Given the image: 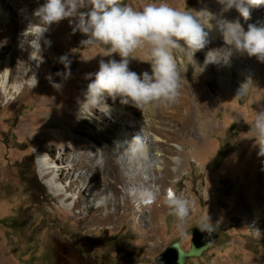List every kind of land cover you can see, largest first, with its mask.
Instances as JSON below:
<instances>
[{"label":"rangeland","instance_id":"obj_1","mask_svg":"<svg viewBox=\"0 0 264 264\" xmlns=\"http://www.w3.org/2000/svg\"><path fill=\"white\" fill-rule=\"evenodd\" d=\"M23 1H9L14 14L5 12L7 21L0 27V34L9 32L11 26L28 18L25 8L14 5V2ZM134 1L90 0L87 9L94 17H100L96 24L83 29L85 35H75L73 30L60 26L53 45L50 39L37 33L29 47L33 46L30 50H36L37 54L44 48L32 64L34 70L35 65L41 64L40 81L37 85H26L23 94L7 105H3L6 98L0 95V258L11 264H157V257L184 236L182 247L188 251L192 229L211 227L218 238L212 247L200 257L189 259L187 264H264V202L257 200L262 180L255 172L246 176L250 165L256 170L259 163L256 154L248 155L245 160L241 158L250 148L247 137L264 124V73L253 79L247 102L240 101L246 97V92H234L237 100L227 98L223 107L209 108L211 123L205 143L201 144L195 136L190 137L184 129L183 122L191 113L188 98L181 100L174 110L179 118L172 122L164 120L160 137L175 135L172 146L179 150L182 164L162 190L158 204H154L149 193L140 194L138 190L134 199L128 200L130 207L126 214L123 210L114 213V206L106 208L103 205L106 196L111 198L110 192L92 197L88 204L80 199V205L74 206L75 198L65 202L47 187L46 180L50 176L46 168L55 167V163H60L64 169L72 167L75 172L85 169L83 162L72 161L70 149L67 151L69 160L50 159L56 153L53 152L55 147L50 146L53 142L47 139L48 134L51 139L68 134L65 127L46 126L52 120L64 121L60 119L63 109H54L53 101H60L64 106L74 102L79 108H85L83 117L87 124L84 127L95 132L94 113L87 108L88 101L81 98L84 91H95L98 107L105 104L99 98L102 93L101 89L98 91L99 82L106 80L104 68L121 55L116 52L119 45L124 43L128 50L150 54L151 48L180 14L192 15L206 3V0H139L148 2L141 9L139 4L132 5ZM165 3L168 5L163 6ZM155 4L163 11L156 9ZM119 11L132 14L131 24L115 30L108 39L98 40L104 20ZM261 18L264 20L263 15ZM245 20L248 22V18ZM89 34L92 39L86 43L85 37ZM51 45L52 50L47 55ZM92 48L98 55L88 60ZM43 57L47 60L41 62ZM8 59L3 55L0 64ZM12 65L15 67L16 63ZM213 76L215 74L207 72L203 80L211 82ZM42 101H46V105L38 111L37 118L29 117ZM163 117L166 115L162 114L161 119ZM26 120L31 124L23 128ZM124 145H133L124 137L119 140V149L127 155L130 151ZM182 145L184 151L181 152ZM95 148L99 149L97 143L90 140V148L77 153H85L104 173V158L100 159ZM219 150L221 155L214 162ZM40 157L48 160V165L41 167ZM58 168L54 175L64 178L61 181L66 185L68 171L57 172ZM143 178L148 182L147 175ZM248 181L255 184L246 192L249 211L240 214L235 207L239 188ZM97 185L101 186L99 182ZM154 190L158 191L159 187ZM76 192L78 189L72 187L65 193L76 197ZM120 202H124L123 195ZM98 205H102L99 210ZM151 212L155 232L147 229ZM144 216L150 217L143 219Z\"/></svg>","mask_w":264,"mask_h":264},{"label":"bare ground","instance_id":"obj_2","mask_svg":"<svg viewBox=\"0 0 264 264\" xmlns=\"http://www.w3.org/2000/svg\"><path fill=\"white\" fill-rule=\"evenodd\" d=\"M9 1L0 0V27L6 25L5 12L13 13L14 8ZM36 1L24 0L20 4L14 2L15 7L20 5L26 9L28 18L11 26L9 32L0 34V57H9L8 61L0 64V95L6 98L3 105L22 95L26 85H37L40 81L38 70L41 64L35 65V70L32 64L34 65L35 56L41 55L44 48H40L37 54L36 50H30L33 46L29 47L32 39L37 38V33L43 34L54 45L60 26L73 30L75 35H85L83 29L96 24L100 17H94L87 9L90 0H39V4ZM146 3L148 2L135 0L132 5L139 4L138 7L143 9ZM263 4L264 0H206L204 6H199L192 15L185 17L180 14L170 29L160 37V41L151 48L150 54L143 50H128L121 43L116 50L121 55L104 68L106 80L99 82L98 91L102 90L99 98L105 104L98 107L94 100L98 96L95 91L86 90L81 98L88 101L87 108L94 113L92 124L95 125V132L84 127L87 124V119L83 117L85 108H79L74 102L64 106L60 101H53L54 109H63L60 119L64 121L52 120L46 126L65 127L68 134L54 139L48 134L47 139L53 142L50 146L55 147L53 152L56 153L50 159L65 162L69 160L67 151L70 149L73 153L72 161L83 162L85 168L82 172H75L72 167L62 168L60 163L46 168L50 176L47 187L53 195L63 198L65 202L75 198L74 206H77L81 200H86L88 204L92 197L110 192L111 198L106 196L103 205L106 208L114 206V213L123 210V214L130 207L128 200H133L138 190L141 191L140 194L149 193L154 204H158L162 190L169 185L170 179L182 164V159L178 156L179 150L172 146L175 135L170 132L169 137H160L164 120L172 122L174 118H179V113L174 110H177V104L181 100L188 98L191 113L183 122L184 129H187L190 137L195 136L194 139L202 144L207 140L211 123L210 109L223 107L227 98L237 100L234 92H246V97L240 101H248L253 79L259 73H264V20L261 18L264 16ZM167 5L165 3L163 6ZM155 8L161 9L157 4ZM85 39L86 43L91 41L92 34ZM53 45L48 47L47 55ZM96 52V49H90L88 60L96 59ZM43 58L41 62L47 60L46 57ZM255 58H259L258 61L252 62ZM14 62L15 67L12 65ZM207 72L215 74L211 82L203 80ZM45 105L46 101L40 102L37 110L29 117L37 118L38 111ZM162 114L166 115L163 119ZM28 124L31 122L26 120L23 128ZM122 137L133 145H124L130 151L127 155L119 149ZM247 139L250 140V148L241 158L245 160L248 155L256 154L258 168L254 170V165L251 164L246 176H252L255 172L261 178L259 189L262 191L257 200L264 202V124ZM90 140L97 143L99 149L95 148V151L100 159L104 158V173L85 153H77L78 150L89 149ZM181 147L182 152L184 147ZM47 161L40 157L41 167L48 165ZM56 167H59L57 172L68 171L66 185L61 181L64 178L54 175ZM101 174L103 178H100ZM48 175L42 174L46 179ZM144 175L149 177L148 182L144 181ZM97 182L101 186L97 187ZM254 185L252 181H248L239 188L235 207L240 214L249 211L246 192ZM156 186L159 187L158 191L154 190ZM72 187L78 189L75 193L77 196H66ZM121 195L123 203L120 202ZM96 207L99 210L102 205ZM150 215L151 221L148 222L147 229L155 232L152 212ZM146 217L150 216H144L143 219ZM0 264L11 263L0 258Z\"/></svg>","mask_w":264,"mask_h":264},{"label":"water","instance_id":"obj_3","mask_svg":"<svg viewBox=\"0 0 264 264\" xmlns=\"http://www.w3.org/2000/svg\"><path fill=\"white\" fill-rule=\"evenodd\" d=\"M132 22V14L119 11L108 19L104 20L98 32V40L110 38L117 29L129 26ZM191 247L185 251L182 247V237L166 248L156 259L157 264H187V261L194 257H200L208 248L212 247L218 234L211 227H196L191 230Z\"/></svg>","mask_w":264,"mask_h":264},{"label":"trees","instance_id":"obj_4","mask_svg":"<svg viewBox=\"0 0 264 264\" xmlns=\"http://www.w3.org/2000/svg\"><path fill=\"white\" fill-rule=\"evenodd\" d=\"M221 152H222V151H221V150H219V152H218V154H217V156H216V158H215L214 162H215V161H217V160L219 159V157H220V155H221Z\"/></svg>","mask_w":264,"mask_h":264},{"label":"clouds","instance_id":"obj_5","mask_svg":"<svg viewBox=\"0 0 264 264\" xmlns=\"http://www.w3.org/2000/svg\"><path fill=\"white\" fill-rule=\"evenodd\" d=\"M263 5H264V4H263ZM47 181H50V177L46 180V182H47Z\"/></svg>","mask_w":264,"mask_h":264}]
</instances>
